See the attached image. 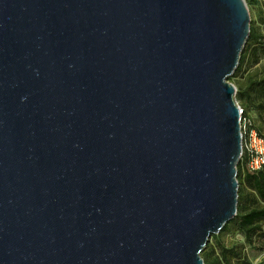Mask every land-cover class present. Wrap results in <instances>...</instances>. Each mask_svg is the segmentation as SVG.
Listing matches in <instances>:
<instances>
[{"label":"water","instance_id":"water-1","mask_svg":"<svg viewBox=\"0 0 264 264\" xmlns=\"http://www.w3.org/2000/svg\"><path fill=\"white\" fill-rule=\"evenodd\" d=\"M245 0H0V264H205L237 214Z\"/></svg>","mask_w":264,"mask_h":264},{"label":"trees","instance_id":"trees-1","mask_svg":"<svg viewBox=\"0 0 264 264\" xmlns=\"http://www.w3.org/2000/svg\"><path fill=\"white\" fill-rule=\"evenodd\" d=\"M250 29V36L234 73L240 72L249 58H252L254 63L259 61L260 56L264 58V36L258 34L252 27ZM247 85L249 95L245 97V105L253 107L261 122L264 123V73L260 79L251 80ZM257 96L263 97V100L256 102ZM242 110L243 117L249 118L251 127L255 128L258 134L264 138L262 125L256 126L247 110L244 108ZM248 160L249 155L244 150L237 166V178L240 184L237 214L225 224L219 233L213 234L211 237L228 230H234L243 235L250 248L264 250V170L249 171L246 167ZM242 183L251 190L252 199H249L241 189ZM259 202L262 204H257ZM201 255L205 264H252L244 244L228 245L219 238L215 239L213 244L208 243ZM258 264H264V262L261 261Z\"/></svg>","mask_w":264,"mask_h":264},{"label":"rangeland","instance_id":"rangeland-1","mask_svg":"<svg viewBox=\"0 0 264 264\" xmlns=\"http://www.w3.org/2000/svg\"><path fill=\"white\" fill-rule=\"evenodd\" d=\"M249 14H250V25L252 29H254L258 34L264 36V0H245ZM264 73V58L260 56V59L257 63L252 61V58L244 64L242 70L238 73H233L229 76V81L232 82L237 88L236 98L238 104L241 109L244 108L247 110L248 115L252 117L256 126L262 125L264 132V123L261 122L259 116L253 107H248L245 105V97L249 95L247 91V84L251 80H258L263 76ZM263 100V97L257 96L256 102ZM240 185V184H239ZM241 189L244 193L251 198L250 192L251 190L244 185L241 184ZM257 204H262L261 202ZM219 238V240L223 241L225 244L231 245L235 243L244 244L247 255L249 256L252 264H258L261 261L264 262V250H258L254 248H250L242 234L234 230H228L227 232L221 233L219 235H215L209 239V244H213L215 239ZM207 243V244H208ZM207 246V245H206ZM206 249V248H205ZM204 249V250H205Z\"/></svg>","mask_w":264,"mask_h":264},{"label":"built area","instance_id":"built-area-1","mask_svg":"<svg viewBox=\"0 0 264 264\" xmlns=\"http://www.w3.org/2000/svg\"><path fill=\"white\" fill-rule=\"evenodd\" d=\"M240 113L242 116L243 151L245 150L249 155L246 167L251 172L264 170V138L258 134L255 128L251 127L250 119L243 117L241 108Z\"/></svg>","mask_w":264,"mask_h":264}]
</instances>
